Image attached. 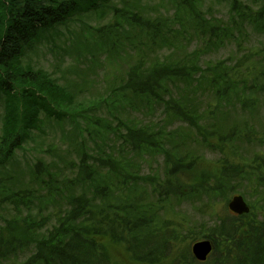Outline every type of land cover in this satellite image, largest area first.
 <instances>
[{
	"label": "trees",
	"instance_id": "1",
	"mask_svg": "<svg viewBox=\"0 0 264 264\" xmlns=\"http://www.w3.org/2000/svg\"><path fill=\"white\" fill-rule=\"evenodd\" d=\"M117 1L121 8H117ZM198 1L172 0L170 5L176 4L171 15L172 20H165L162 15L145 16L139 12L140 9H136L137 4L132 6L128 0H0V95L4 99L5 108L0 126V209L11 214V217H3L0 221V264H159L165 258L171 257L182 243L177 250L179 254L183 251L181 257L178 254L172 264H180L179 261L192 264H264V210L261 214L251 208L248 213L236 214L228 211L223 216L217 215V224L207 234L204 233L213 242V249L206 260L199 261L192 254L191 242L184 244L186 235L182 230L186 228V220L164 219L157 224L152 217L137 215L140 210L138 206L142 208L145 201L150 205L144 191L141 194L138 190L140 180L136 177L137 173L133 172L129 179H113L122 174L129 156H132L133 161L143 160L140 154L143 146H151L146 148L151 154L159 155L164 151L167 158L177 149L173 146L172 150L164 148L171 143V138H175L173 145L180 146L194 142L198 139V134L202 136V142L209 145L216 139L215 148L220 153L218 161L221 164V180L209 192L214 194V191H219L222 195L226 194L224 190L233 187L232 184L228 187L226 184L237 180L241 175L242 158L232 144L234 129L221 131L223 126L216 121L205 119L202 112L190 111L193 103L188 105L186 101L196 98V83H186L177 97L172 96V91H165V81L174 80L175 77H191L192 70L185 63H181V60L173 63L162 62L152 67L147 72L148 75L142 76L138 67L144 57H140V61H136L130 68L127 82L121 81L115 87L111 86L109 96L113 99L111 104L107 103L110 108L122 107L121 104L125 105L132 96L140 95L146 98L144 101L153 98L151 105L167 94L169 99L162 102L174 111L171 122L181 118L184 125L176 127L180 130H169L164 133L163 138L160 126L162 122L159 119L150 118L147 122H141L137 117L139 122H122V127H111L117 135L115 145L120 150L119 155L112 157L109 151L112 148L110 139L106 137L107 127L110 128L108 125L105 124L95 133L92 129L78 126L74 128L69 146L63 151L59 146H48L46 152H52L55 159L45 162L37 158L32 164L29 163L36 178L40 179V174L45 175L41 185L33 184V177L30 182H25V179L17 182V188L6 189L8 187L2 186L5 181L9 182L10 176L18 173L21 165L15 158L16 152L30 136L32 128L38 127L40 111L44 107L50 111L61 102L73 100L67 87L58 84L49 73L24 63L26 53L34 50L41 39L47 35L53 36L60 27L68 25L78 16L112 10L116 23L104 24L96 30L97 34L112 36L99 38L105 45L110 44L113 39L111 42L114 46L120 37L130 40L131 36L122 33L123 21L130 22L133 28L138 27V36L145 35L154 43V37L171 33L174 26H177L176 34L187 32L188 26H194L192 32L199 33L207 19L199 11L195 13ZM229 1L231 16L237 19L232 26L237 28L239 35L242 34L241 28L245 24L255 29H264V0H259L260 7L250 12L243 10L247 8L244 0ZM254 1L256 3L258 0ZM140 16L143 19L136 21ZM209 35L217 38V43L236 36L232 27L221 28L218 24L210 26ZM210 43L215 44L214 39L210 38L209 46ZM132 45L135 49L141 48L138 43L132 42ZM216 67L226 70L224 76L218 78L224 83L223 89H218L215 103L224 101L223 98L229 102L235 99L242 105V112L247 115L245 107L253 104L252 96L256 87L264 91V83L254 81L257 85L251 83L243 89L242 94L239 92L231 95L232 91L240 89L239 84L234 82L241 81L243 76L239 77L237 73H250V66L241 65L240 62L236 67ZM239 67L243 70H236ZM19 83L25 84L21 86V91L17 89ZM210 84L214 86V83ZM164 115L163 118H166L165 112ZM199 120H205V125L199 124ZM163 125L167 126L166 123ZM247 125L248 118L239 117L235 119L233 128L245 129L248 128ZM203 129L209 130L208 134L212 137L207 136ZM216 133L217 138L214 137ZM86 136L91 139L88 142H92L93 147L86 142ZM253 136V133H246L244 138L250 140ZM155 137L160 138L159 143L153 140ZM104 138L109 140V144ZM261 160L264 161V155H261ZM114 165H117L116 169ZM183 166L189 168V165L175 163L167 171L169 174L163 180L165 189L160 195L178 196L183 192L178 178ZM263 168L262 165L257 171ZM107 172L112 173L109 182L104 181ZM99 177L102 182L98 181ZM89 182L92 184L91 190ZM111 184L118 193L114 196L125 197L126 201L106 203L110 194L108 185ZM198 185L202 186L198 182L196 186L188 187L190 191H195ZM76 188L77 192H71ZM22 209H25V213ZM190 239L193 241L194 237ZM116 244L125 245L133 262L123 263L114 258L111 246Z\"/></svg>",
	"mask_w": 264,
	"mask_h": 264
},
{
	"label": "rangeland",
	"instance_id": "2",
	"mask_svg": "<svg viewBox=\"0 0 264 264\" xmlns=\"http://www.w3.org/2000/svg\"><path fill=\"white\" fill-rule=\"evenodd\" d=\"M128 1L132 3V6L137 4L136 9H140L139 12L145 16L162 15L165 20H172L171 15L176 5L174 3L170 5L169 2L172 0ZM244 2L247 4V8L245 7L243 10H248V12L260 7L259 0L256 3L254 0H244ZM116 5H118L117 8L122 7L119 1L116 2ZM230 5L229 0H199L195 13L199 11L207 19L201 28V32H192L194 26H188L187 32L176 34L177 26H174L171 33L154 37L155 43L151 39H147L145 35L139 37L138 27L133 28L128 21H123L122 33L131 36L129 41L120 37L114 46L111 42L113 39L108 45L102 43L99 38H111L112 36L103 33L97 34L96 30L104 24L116 23L113 10L107 11V13L78 16L68 25L60 27L53 36L47 35L41 39L34 50L26 53L23 58L24 63L30 64L34 68H42L49 73L58 84L67 87L73 96V100L61 102L55 108L50 107V111L46 107L40 111L37 119L38 127L32 128L33 131L30 136L23 141L16 152L15 158L21 165L18 173L15 176H10L9 182L5 181L2 186L8 187L6 189L17 188V182L23 179L25 182H30L33 177L35 179L31 182L41 185L45 175L40 174V179L36 178L29 163L32 164L33 160L37 158L43 159L45 162L55 159L56 156L52 152H46L48 146H59L63 151L65 147L69 146L74 128L78 126L92 129L95 133L98 129H102L105 124L108 125L110 128L107 127L106 133L108 135L106 137L110 139V147L112 148L109 151L112 157L115 154L119 155L120 150L115 145L117 135L111 127L115 128L117 125L122 127V122L136 123L137 117L141 122H147L150 118L151 120L159 119L162 122L160 126L163 138H165L164 133L169 130H180L176 127L184 125L181 123V118L171 122L170 120L174 118V111L162 102L169 99L170 96L167 94L162 95L157 102L151 105L153 98L144 101L146 98L140 95L132 96L130 101L125 102V105L121 104L122 107L112 106L110 108L107 103L111 104L113 99L109 96L111 86L115 87L121 81L126 83L130 68L136 61H140V57H144L142 59L143 64L140 62L138 67L142 76L148 75L147 72L151 71L152 67L162 62L173 63L175 60H181V63H185L192 70L190 72L191 77H175L174 80L165 81V91L170 90L172 96L177 97L186 83H196V98L186 101L188 105L193 103L190 111L192 113L202 112L205 119L216 121L223 126L221 131H227L228 128L231 131L234 129L232 144L242 158L241 175L237 177V180L226 184L227 187L233 185V187L224 190L226 194L222 195L219 191H214V194L209 192L208 190L215 189L218 181L221 180V164L218 161L220 153L215 148L216 143L214 141L216 139H213L209 145L202 142V136L198 134V139L194 142L191 141L180 146L173 145L175 138H171V143L168 141L170 144L165 145L164 148L171 149L173 146L177 149L172 151L174 154L168 156V159L163 154L164 151L160 152L159 155L151 154L149 149H146L151 148V146H143L140 151L143 160L133 161L132 156H129L122 174L120 173L118 177H113V179L120 180L121 177L129 179L133 172L137 173L136 177H139L140 180L138 190L141 194L144 191L150 202L147 203L151 206L150 208L145 201L142 208L138 206L140 210L137 211V215L152 217V220L158 222L157 224H160L164 219L186 220V228L182 230L186 235L184 244L191 242L192 245L195 241L208 239L204 233L207 234L209 229L217 224V215L223 216L225 212H232L228 203L234 195H242L250 209L252 208L254 212L261 214V211L264 210V168L260 171H257V168L260 169V166H264V161L261 160V155H264V91L256 87L252 96L253 104L250 107L244 106L247 115L242 112V105L237 103L235 99L229 102L223 98L224 101L218 104L214 100L219 93L218 89H223L224 81L218 78L224 76L226 70V68H217L216 66L236 67L240 62L241 65L250 66V73L246 71H243V74L237 73L239 77L243 76V78L241 81L234 82L239 84L240 89L232 91L231 95H236L239 92L242 94L243 89L254 81L264 83V29H255V27L245 24L241 28L242 34L239 35L237 28L232 26V23H235L237 19L231 16ZM140 19L143 18L140 16L136 21ZM212 24H218L221 28L232 27V31L236 35L234 38L237 39L229 38L224 42L220 40L217 43L218 39L209 35ZM134 35L137 36L134 37ZM210 38L214 39L215 44L210 43L209 46ZM132 42L138 43L141 48L135 49ZM149 45H151L150 48ZM236 70L242 71L243 69L239 67ZM210 83H214V86ZM254 84L257 85V83ZM22 85L25 84L19 83L17 89L21 91ZM213 101L214 103H211ZM4 110V99L0 95V126ZM164 112L166 118H163ZM245 116L248 118V128H233L235 119ZM205 122V120L201 122L199 120V124L205 125ZM164 123L167 126L163 125ZM202 131L207 136L212 137L208 134L209 130L203 129ZM246 133H253V138L246 140L244 138ZM217 136L216 133L214 137L217 138ZM85 140L88 142L91 139L86 136ZM153 140L159 143L160 138L155 137ZM105 141L109 144L107 138ZM88 143L93 147L92 142ZM111 162L116 163L112 160ZM175 163L189 165L187 169L183 166V170L179 172L178 178L184 190L178 196L167 195L168 198L167 196L163 197L160 195V192L165 189L163 180L169 174V170L175 166ZM114 166L116 169L117 165ZM111 174L107 172L105 182L110 181ZM98 181L102 182L103 180L99 177ZM90 182L88 185L91 190L92 184ZM198 182L202 186L199 187V184L195 191H190V187L196 186ZM108 186L110 187V194L106 198V203H119L127 200L125 197L114 196V194H118L115 187L112 184ZM77 188L71 192H77ZM110 198L112 199L110 200ZM145 206L148 207L144 209ZM22 210L25 213V209ZM0 214V221L3 217H11L9 212H3L1 209ZM190 237H194V240L192 241ZM182 245L183 243L178 245L171 257L165 258L159 264H172L174 258L179 254L177 250ZM111 252L116 260L123 263L133 262L124 244L112 245ZM182 252L180 251L179 257H181ZM179 263L192 264L182 261Z\"/></svg>",
	"mask_w": 264,
	"mask_h": 264
},
{
	"label": "water",
	"instance_id": "3",
	"mask_svg": "<svg viewBox=\"0 0 264 264\" xmlns=\"http://www.w3.org/2000/svg\"><path fill=\"white\" fill-rule=\"evenodd\" d=\"M228 207L231 211L237 214L248 213L250 207L245 201L244 197L240 194L234 195L231 201L228 203ZM192 252L198 260L204 261L213 249V243L210 239H204L201 241H195L191 246Z\"/></svg>",
	"mask_w": 264,
	"mask_h": 264
}]
</instances>
